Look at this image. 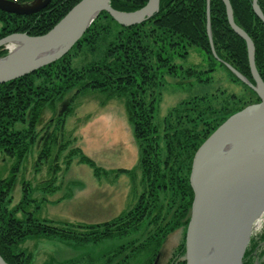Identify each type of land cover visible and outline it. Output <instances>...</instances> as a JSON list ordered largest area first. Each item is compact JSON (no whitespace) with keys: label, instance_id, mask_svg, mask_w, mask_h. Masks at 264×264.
I'll use <instances>...</instances> for the list:
<instances>
[{"label":"trees","instance_id":"obj_1","mask_svg":"<svg viewBox=\"0 0 264 264\" xmlns=\"http://www.w3.org/2000/svg\"><path fill=\"white\" fill-rule=\"evenodd\" d=\"M15 1L23 3L30 0ZM78 1L51 0L43 10L30 15L12 14L0 10V39L14 32H26L34 36L44 34ZM147 1L111 0V5L119 11L133 12L143 7ZM229 1L235 23L247 32L254 43L255 66L264 81V23L256 15L252 0ZM257 3L264 14V0H257ZM206 5L207 0H160L159 11L154 16L132 26L121 25L108 12L101 11L98 19L104 16L116 22L119 27L115 38L108 43L101 61H94L88 68L79 71L72 66L69 52L59 60L37 68L34 72L0 84V150L7 157L13 158L8 175L0 176V256L8 264H28L31 261L28 253L18 249L27 238L56 236L61 240L78 241L83 244L121 238L138 230L142 221L148 215H152L156 228L144 238L145 240L154 238L159 247L167 233L177 227L186 226L193 199L189 175L195 151L227 117L250 103L227 112L216 122L203 116L206 108H201L200 104L195 103L197 107L191 106L193 110L196 109V115L192 118L194 121L192 127L181 128L178 133H173L176 137L171 138L166 144V157L161 159L159 129L154 123L158 100L152 97V94L154 88L162 84L161 69H164L166 74L175 75L178 69L182 68L172 62L173 55L166 54V47L174 48L176 54L186 56L187 51L184 49L195 46L208 60L211 66L209 71L213 70V64L217 63L225 68L233 81L245 86L246 84L225 66L224 62H227L249 81L255 83L249 69L246 41L230 28L226 17V6L222 0H210L209 4L211 40L220 61L214 57L206 29ZM101 25L99 21H92L74 47L79 48L84 41L89 45L95 43L97 29ZM105 31L107 33V27ZM180 48L183 51H178ZM7 52V48L0 47V56H4ZM185 71L188 77L197 76V72L191 67ZM73 88L76 90L72 93L70 101H73L83 88H96L106 92L107 95L122 96L126 99L124 109L134 130L135 140L138 142V165L146 185L135 207L116 219L88 225H53L47 221H39L34 214L26 211L25 207L32 200L24 185H22L21 201L8 208L11 202L10 192L20 164L36 140V126L41 119L43 108L47 105L54 107ZM251 92L256 95L258 101L260 98L257 93L252 90ZM204 98L202 96L196 99L202 101ZM191 102L185 103L188 105ZM70 109L68 105L61 117L59 116L60 122L71 113ZM18 122L26 124V127L16 130L14 126ZM197 123L201 124V130H197ZM68 141L70 144V140ZM68 144L64 142L61 144L57 140V134L51 132V137L43 144L37 155L36 163L50 157L52 145H58L57 152H61ZM77 154L80 155V162L92 167L94 175L107 174L88 155L83 154L79 147H73L64 154L67 159L66 164L69 165L72 161L71 157ZM132 170L133 168L128 170L120 167L113 174L126 173L133 176ZM162 192L167 199V206L158 207L159 193ZM157 207L158 210L153 213ZM19 212H23L22 217H18ZM133 243L129 248L130 253L134 248L138 249L143 245L139 242V244ZM122 246L125 249L123 244ZM180 247L181 252L184 253L183 244ZM249 252V249L245 252L243 264H251L247 259ZM130 253L111 260L110 264H125ZM113 255L117 256V253ZM175 264H186V262L179 260Z\"/></svg>","mask_w":264,"mask_h":264},{"label":"rangeland","instance_id":"obj_2","mask_svg":"<svg viewBox=\"0 0 264 264\" xmlns=\"http://www.w3.org/2000/svg\"><path fill=\"white\" fill-rule=\"evenodd\" d=\"M98 16L93 20L102 23L97 29L96 42L89 45L86 41H81L79 48L74 47L85 31L63 54L70 52L72 66L79 71L104 58L103 53L108 43L115 38L119 29L116 22L104 16L98 19ZM6 45L4 44V47ZM166 49L167 55H173L172 62L182 68H179L175 75L166 74L165 70L161 69L162 84L154 88L152 94V97L158 100L154 123L159 129L161 159L166 157V144L176 137L173 133H178L181 128L192 127L196 109L193 110L191 106L197 107L195 103L200 104L201 108H206L203 116L216 122L235 108L257 102L252 89L244 82L245 86L233 81L223 66L213 64V70L209 71L211 66L204 53L197 47L185 48L186 56L176 54L174 48L167 46ZM190 67L197 72V76L188 77L185 70ZM75 88L54 107L47 105L43 108L41 119L36 126V140L21 162L10 192L11 202L8 208L21 201L24 185L32 200L25 207L26 211L34 214L39 221H47L53 225H88L116 219L135 207L146 185L138 165V142L124 109L126 99L122 96L107 95L96 88H83L79 95L70 101ZM202 96L205 98L197 101L196 98ZM187 101L191 104L187 105ZM68 105L71 113L60 122L59 116L61 117ZM24 127L26 124L21 122L14 126L16 130ZM196 127L197 130L202 129L200 123H197ZM51 132L57 134V140L61 144H68V140L70 144L61 152H57L58 145H52L50 157L36 163L37 155L51 137ZM73 147H79L83 154L88 155L107 174L94 175L92 167L79 161L78 154L71 157L72 161L67 165L64 154ZM12 161L13 158L7 157L0 150V176L8 175ZM55 165L58 166L56 169ZM120 167L128 170L133 168L134 175L113 174ZM51 182L53 184L50 185ZM163 193H159L158 207L167 206ZM22 216L23 212H19L18 217ZM186 227L180 226L167 233L158 247L154 238H144L156 228L153 216L148 215L138 226V230L121 238L83 244L61 240L56 236H37L25 239L18 249L31 256L28 264H110L111 260L130 253L129 248L133 242H139L143 245L132 250L125 264H175L179 260H185ZM181 244L184 253L181 252ZM248 249L250 252L247 259L251 264H264V221L251 235L245 252ZM154 252L156 253L153 257ZM113 253H117V256Z\"/></svg>","mask_w":264,"mask_h":264},{"label":"water","instance_id":"obj_3","mask_svg":"<svg viewBox=\"0 0 264 264\" xmlns=\"http://www.w3.org/2000/svg\"><path fill=\"white\" fill-rule=\"evenodd\" d=\"M50 1L0 0V10L30 15L43 10ZM222 1L230 28L246 41L249 69L255 83L229 63L225 65L260 99L227 117L193 155L189 175L193 199L184 236L186 264H242L252 221L264 208V144L247 143L236 152L227 150L231 141L240 142L245 138L264 143V81L255 66L252 39L235 23L230 1ZM159 2L148 0L143 7L129 12L113 8L111 0H79L44 34L14 32L3 36L0 47L8 43L14 47L0 56V84L58 60L101 11L108 12L121 25L132 26L154 16L159 11ZM209 3L207 0L208 37L214 57L220 61L211 40ZM252 5L264 23L257 0H252ZM0 264H8L2 256Z\"/></svg>","mask_w":264,"mask_h":264},{"label":"bare ground","instance_id":"obj_4","mask_svg":"<svg viewBox=\"0 0 264 264\" xmlns=\"http://www.w3.org/2000/svg\"><path fill=\"white\" fill-rule=\"evenodd\" d=\"M14 45L11 44V48L13 49ZM264 144V143H255L249 140L248 138H245L244 140H240V142L231 141L230 144L227 146V150L231 152H236L237 150H241V148H245L246 144ZM254 148V146H252ZM256 148V147H255ZM264 221V208L261 210V213L252 221L251 230H250V238L251 235L254 233V231H257L258 228L262 226V223ZM248 247V246H247Z\"/></svg>","mask_w":264,"mask_h":264},{"label":"built area","instance_id":"obj_5","mask_svg":"<svg viewBox=\"0 0 264 264\" xmlns=\"http://www.w3.org/2000/svg\"><path fill=\"white\" fill-rule=\"evenodd\" d=\"M5 48H7L8 50H11L12 49L11 44H7Z\"/></svg>","mask_w":264,"mask_h":264}]
</instances>
